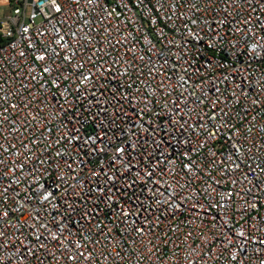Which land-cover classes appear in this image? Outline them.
Listing matches in <instances>:
<instances>
[{"label":"built area","instance_id":"1","mask_svg":"<svg viewBox=\"0 0 264 264\" xmlns=\"http://www.w3.org/2000/svg\"><path fill=\"white\" fill-rule=\"evenodd\" d=\"M0 12V264H264V0Z\"/></svg>","mask_w":264,"mask_h":264},{"label":"rangeland","instance_id":"2","mask_svg":"<svg viewBox=\"0 0 264 264\" xmlns=\"http://www.w3.org/2000/svg\"><path fill=\"white\" fill-rule=\"evenodd\" d=\"M1 13V12H0Z\"/></svg>","mask_w":264,"mask_h":264}]
</instances>
